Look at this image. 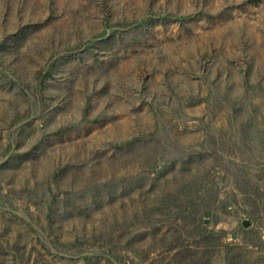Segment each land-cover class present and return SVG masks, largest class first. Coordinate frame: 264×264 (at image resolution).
Wrapping results in <instances>:
<instances>
[{"label": "rangeland", "instance_id": "1", "mask_svg": "<svg viewBox=\"0 0 264 264\" xmlns=\"http://www.w3.org/2000/svg\"><path fill=\"white\" fill-rule=\"evenodd\" d=\"M0 264H264V0H0Z\"/></svg>", "mask_w": 264, "mask_h": 264}]
</instances>
